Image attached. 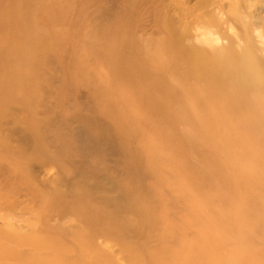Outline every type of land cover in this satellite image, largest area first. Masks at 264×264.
<instances>
[{
  "label": "rangeland",
  "instance_id": "374dc122",
  "mask_svg": "<svg viewBox=\"0 0 264 264\" xmlns=\"http://www.w3.org/2000/svg\"><path fill=\"white\" fill-rule=\"evenodd\" d=\"M37 1L33 3L36 5ZM210 1L151 0L150 4L154 7L163 3L162 9L165 8L164 11L180 20L176 22L174 29L180 32L187 28L194 33L203 31L204 26L210 27L212 21L209 14H216L212 11ZM56 2L60 4L62 0ZM113 2L116 9H119L120 0ZM221 2L226 15L233 10L231 7L243 10L241 2L237 3L238 0ZM11 4L12 0H0V7L22 11ZM135 4L134 7L133 0H129L125 14L131 16L129 11L139 10L140 0H136ZM243 4L250 5V11L263 15L264 0H244ZM187 11L190 12L189 15H186ZM34 16L31 12L29 33L35 30L33 20L35 23L37 20ZM129 16L126 23L122 24L125 32L136 27L137 19L140 29L147 34L152 35L157 30V18L150 12L141 11L134 24H131ZM186 16L187 20L184 19ZM158 27L161 31L171 28L165 24ZM216 29H221V40L214 43L216 45L224 44V36H231L236 31L234 26L224 25ZM117 39L116 34L113 43ZM256 41L261 45L260 41ZM262 41L264 42V34ZM239 44L241 46L242 41ZM207 50L206 46H199L200 55L196 56L208 61ZM151 53L155 66L163 56L160 51ZM85 55L87 56L86 53ZM172 55L169 53L167 56L171 59L175 57ZM102 60L97 64L82 61L87 65L83 64L82 69L76 73L71 70L65 72L64 77L59 71L51 69L52 66L49 69L45 67L48 71L36 80L41 83L39 86L42 89L50 87L45 79L50 73L54 78H65V92L69 91L68 86H72L68 95L66 92L65 101H72L65 103L64 107H53L54 122L50 126L42 123L40 133L44 142L51 144V153L56 152L60 159L70 158L87 166L95 181L102 180L104 188L107 186L105 182L112 183V179L122 182L128 192L124 203L136 207L140 212L135 214L132 211H122L125 213H120L115 222L110 220L117 228L111 238L97 239L99 247L95 248L96 252L81 249L78 242L84 230H76V234L73 232L77 238L75 239L66 235V230H45L42 225L45 221L43 216L50 214L48 196L56 192L52 182L56 180L58 169L49 165L40 168L34 164L32 178L29 175L30 178L24 177L28 188L37 192L30 195L22 186L24 182H19L23 178V172L7 171L17 160L8 158L7 151H1L0 164L5 169L0 172V226H11L9 231L14 236L0 234V264H264V113L251 117L244 114V111L251 110L254 114L264 112L262 95L253 96L255 104L244 106L241 109L243 112L223 117L221 111L205 98L209 91L206 89L207 85L210 88L208 82L197 79L179 80L170 69H156L143 73V89L150 86V93L154 98L163 102L168 98L166 87L159 88L157 85L159 75L169 84L190 85L198 91L194 92L188 86L182 90L177 89V92L171 93L169 101L166 100L167 111L163 113L157 106H152L156 113V123L153 119L146 118L142 122L135 99L132 96L131 101H128L127 89L125 91L122 82L110 78ZM177 71L178 74L182 73V70ZM230 76L221 88L227 87V82L231 81L239 89L243 78L234 73ZM207 77L210 75L207 74ZM71 82L73 85H70ZM36 83L31 82L29 86ZM108 86L115 89H109ZM101 87L105 92L95 95L94 89L98 92ZM13 95L21 97L30 105L20 107L19 103L11 101L8 108L0 109V114L6 116L5 121L0 123L3 133L6 132L5 129L18 130L25 125H34V121L29 118L34 104L39 103L35 107L37 111L42 110V104L54 106L57 102L53 94L49 96L41 90L33 92L26 88L15 89ZM107 101L117 106L114 114L102 113L101 106L107 104ZM70 106L105 124L110 122L111 117H122L124 127L121 137L126 140L132 157L118 160L114 155L115 151L110 150L108 144L96 150L92 137L85 132L73 135L75 137H72V142L63 144L65 134L70 129L74 132L77 130L76 123L70 117ZM48 114L46 111V115ZM24 116L25 124L16 122L25 118ZM158 117L164 118L161 119L165 122L163 125L158 123ZM189 119L192 120L191 124ZM37 122L36 120L35 124ZM256 127L258 130L253 133V128ZM111 132L108 130L103 137L111 135ZM6 138L15 144L14 140L18 136L7 134ZM191 144L193 146L190 148ZM204 148H209V152L214 155L213 163L195 156V149L202 151ZM202 156L207 158V155ZM65 168L68 172L74 170L67 165ZM193 168H199L208 175L210 183L206 187L195 189ZM34 175L36 179H33ZM39 179L43 183H39ZM224 217L229 221L233 218V223H219V218ZM49 220L53 225L79 223V219L70 214L60 220L51 215ZM135 230H139L138 237L134 234ZM85 231L92 230L88 228ZM20 237L25 238L26 243H20ZM141 237L143 241L138 240ZM30 238L42 240L43 243L32 246L29 244Z\"/></svg>",
  "mask_w": 264,
  "mask_h": 264
},
{
  "label": "bare ground",
  "instance_id": "6f19581e",
  "mask_svg": "<svg viewBox=\"0 0 264 264\" xmlns=\"http://www.w3.org/2000/svg\"><path fill=\"white\" fill-rule=\"evenodd\" d=\"M34 1L12 0L11 6L21 9V12H16L15 9L11 11L4 6L0 7V109L8 108L11 101L19 103L20 107L30 105L21 97L13 95L15 89L26 88V90L31 89L33 92L41 90L46 95L51 96L53 94L57 98V102L54 106L42 104V110L37 111L35 107L39 106V103L34 104V110L29 117L34 121V125H25L18 130L5 129V133H3V128H0V152L7 151L8 158L17 160L9 166L7 171L10 173L23 172V178H20L19 182H24L22 186L28 190L30 195H35L37 192L35 189L28 188L24 177L32 178L34 170L32 166L34 164L40 168L49 165L58 169L59 172L54 181L56 183L52 182L56 192L48 196V208L50 210L48 213L57 216L59 220L70 214L77 217L79 223H67V225L57 223L54 224L57 225L55 227L50 224L49 217L51 215L46 213L43 216L45 220L42 224L43 228L45 230H66V235L75 239L77 238L73 232L76 234V230H84L80 234V241L77 240L79 241L78 247L96 252L95 248L99 247L97 246V239L100 237L111 238L117 228L115 224L109 222L110 220L115 222L120 213H125L122 211H126V213L132 211L135 214L140 211L136 207L124 203V197L128 192L123 187L122 182L112 179V183L105 182L107 186L104 188L102 180L96 179L97 181H95L87 166L72 161L70 158L60 159L56 152L51 153L49 151L51 144L44 142V137L40 133L41 125L45 123L50 126L54 122L53 107L57 105L64 107L65 103L72 101L71 99L65 101L67 99L66 92L68 95L72 86H68L69 91L66 90L65 92V78H54L50 73L45 78L50 87L42 89L39 86L41 83L36 80L48 71L45 67L49 69L52 66L51 69L59 71L63 76L69 70L74 73L81 70L83 64L87 65L86 62L97 64L99 60L103 59L101 62L105 66V70L109 71L110 78L122 82L125 91L127 89L128 101H131L132 96L135 99L142 116L140 119L142 122L143 118L155 119L156 113L153 112V105L157 106L159 111H163V113L167 111L165 103L169 101L171 93L177 92V89L182 90L188 86L194 92L198 91L190 85L181 86L176 83L175 86L169 84L162 78V75H159L157 85L159 88L161 86L166 87V91L169 92L167 101L163 102L159 98H154L150 93V86L143 89V73L156 69H160V71L170 69L179 80L197 79L208 82L210 88L207 85L206 89L209 91L206 92L205 98L221 111L223 117H230L234 113L243 112L241 109L244 106L254 105L253 96L262 95L261 99H264V42L262 41L264 11L263 15H258L249 10L248 6L250 5L244 6V0H238L237 3L241 2L243 10L239 11L231 7L233 10L226 15L221 0H211L209 4L212 11L216 12V14H209L211 16L209 19L212 21V23L209 22L210 27L212 26L213 29L204 26L203 31L192 33L187 28L180 30V32L174 29V25L180 20L164 11L165 8L162 9L163 3L151 7V0H140V9L129 11L131 16L125 14L129 0H120L118 2L120 4L119 9L113 5L114 0H62L60 4L56 0H36V5L33 3ZM135 2L136 0H133L134 7ZM141 11L143 13L148 11L157 18V30L152 35L140 29L137 18ZM31 12L35 15L37 22L35 23L33 20L35 30L29 33ZM189 13L187 11L186 15ZM127 16H129L131 24H134L135 19L137 20L136 27L125 32L122 24L126 23ZM187 17L184 19L187 20ZM160 24H165L171 28L161 31L158 27ZM220 25H224V27L234 26L236 31L231 36H224L226 41L224 44L216 45L214 43L221 40V29H216ZM116 34L118 39L113 43ZM256 40L260 41L261 45ZM240 41H242L241 46ZM210 44L212 46H208ZM199 46L208 48L205 51L209 56L208 61L196 56L199 54ZM153 51L154 53L160 51L163 56V59L157 62L155 66L152 61L154 56L151 52ZM169 53L175 57L169 59L167 56ZM177 70H182V73L178 74L179 71ZM233 73L235 76L243 78L239 89L231 81L227 82V87L221 88L225 80L231 77L230 75ZM207 74L210 77H207ZM232 79L235 82V79ZM31 82L37 83L29 86ZM165 83L167 84L165 85ZM70 85H73V82ZM108 87L115 89L112 86ZM78 88L82 89L81 87ZM102 92H105L103 87L98 92L94 89L95 95ZM116 107L115 103L107 101V104H102L101 111L102 113L114 114ZM70 109H72L70 117L76 123L77 130L74 132L70 129L65 134L63 144L72 142V137H75L73 135L77 136L79 133L85 132L92 137L96 150L108 144L110 150L115 151L114 155L118 160L132 157L126 140L121 137L124 127L122 117L118 119L111 117L110 122L105 124L78 108L70 106ZM46 111L49 113L48 115H46ZM263 113V111H258L255 114L252 110L244 111L247 117L258 116ZM35 116H40V118L37 119ZM5 118L6 116L1 113L0 123L4 122ZM190 118L195 120L193 117ZM25 119L26 117L21 120L18 119L16 122L24 123ZM161 119L164 118L158 117V123L163 125L165 122ZM36 120L38 121L37 124H35ZM192 120H188L190 124ZM108 130L112 131L111 135L108 134L107 137H103ZM257 130L258 127L253 128L252 132L255 133ZM7 134L18 136V139L14 140L15 144L6 138ZM206 136L208 137V135ZM181 141L185 142L182 139ZM194 143L197 142L194 141ZM189 146L191 148L193 145ZM199 151L195 149L196 157L213 163L214 155L209 152V148H204L202 151L199 149ZM202 155H207V158ZM66 165L74 170L66 171L68 170L65 168ZM4 169L5 167L0 164V172ZM193 169L192 176L196 179L194 182L195 189L206 187L210 183L208 175L199 168ZM34 178L36 179L35 175ZM38 182L43 183L40 179ZM233 221V218L229 221L226 217L218 220L219 223L228 225ZM10 228L9 225L0 226V234L14 236L9 231ZM88 228L92 231L86 232L85 230ZM138 231H134L137 237ZM20 238V243H26L25 238ZM138 240L143 241V237L138 238ZM29 242L32 246H39L43 243L42 240L35 238H30Z\"/></svg>",
  "mask_w": 264,
  "mask_h": 264
}]
</instances>
